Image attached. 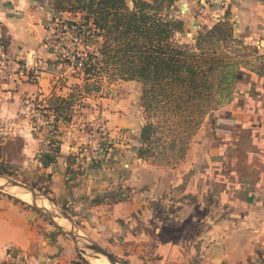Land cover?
<instances>
[{
  "label": "rangeland",
  "instance_id": "obj_1",
  "mask_svg": "<svg viewBox=\"0 0 264 264\" xmlns=\"http://www.w3.org/2000/svg\"><path fill=\"white\" fill-rule=\"evenodd\" d=\"M219 1L221 0L176 1L171 15L183 22L185 33L175 35V38L182 43L193 45L196 31L208 29L214 18L221 15L220 11L223 13L225 10ZM70 13L78 16L49 17L45 24L49 32L45 34V37L49 36L47 44L57 50L54 61L59 63L62 69L57 77L58 83L65 84L68 79H78L69 85L70 90L66 92V96L70 92L73 93L74 85H83L82 78L85 75L81 66L78 69L73 67L75 61L80 59V55L87 57V53L97 46V42L89 36L87 25L81 26L84 14ZM231 16L229 10L231 36H223L216 42L202 41L201 44L204 48L215 47L224 61L233 62L232 71L238 69L244 72L249 68L262 66V60L256 54V47L233 36V28H236V25H233ZM87 77L89 85L80 95H73L70 99L71 104L66 110L67 121L57 120L49 106L41 107L44 104L41 100L37 101L38 105L33 103L36 114L29 115L24 108L25 99H21L18 114L20 123L27 122L37 131L41 143H45L43 140L50 137L40 128L43 126L41 117L49 119L48 132L56 129L58 121L63 125L72 124L75 131L83 132L86 139L81 141L77 154L67 157L70 163L75 157H78L79 163L84 158L92 162L99 161L111 151L115 143L124 142L128 137V150L135 153L140 146V128L148 120L154 123L150 141L142 145L146 149L141 157L144 164L141 170L142 180L138 181L139 186L134 184L132 189L147 186L146 184L155 182L158 176L154 191L155 200H146L144 214L133 213L129 219L121 218L112 224L107 222L106 227L111 235L101 234L97 237L100 243L93 242L130 264H264L263 193H252L248 196L247 191L237 190L231 183L216 179V176H213L216 170H212L210 164H205L206 147L215 140L211 115L223 109L227 104L226 100L222 99L213 105L212 109L198 118L196 124L186 122L183 117L176 119V116L162 121L160 114L149 115L145 111L140 99V81L110 79L105 71ZM109 116L124 119L125 123L121 126L124 130L110 134V128L107 126ZM128 127L133 128L136 135L129 133ZM8 135L10 134L0 132V175L33 187L37 193L49 198L56 206L54 197L47 193L49 189L44 183L45 174L40 178V167L27 166L23 162L20 152L21 139L16 135ZM6 136L8 137L4 139ZM48 141L52 142L50 139ZM49 142L47 153L49 156H55L58 154L57 147ZM189 165L193 167L191 171ZM137 171L139 170H134ZM129 172L132 173L131 170ZM190 173L194 176H190ZM0 193L10 195L35 209L30 200L2 189ZM43 203L47 205L46 199ZM261 203L262 206H259ZM47 207L51 209L49 205ZM58 207L64 211L62 206ZM246 208L250 210V215L254 213L255 216L254 222L246 228L249 238L245 240V244L248 241L251 244L238 247V240L231 234L232 227L237 224V218L245 214ZM255 209L258 211H254ZM44 218L47 219L45 216ZM152 218H156L154 225L155 220H159L155 226L152 225ZM126 236H132V239H135L133 241H137L138 245L133 248L135 251L120 250L121 242ZM78 247L81 246L74 244L75 255L71 263L92 264L85 257V254L90 255V250L86 249L85 253H81ZM129 253H133V256H129Z\"/></svg>",
  "mask_w": 264,
  "mask_h": 264
},
{
  "label": "crops",
  "instance_id": "obj_2",
  "mask_svg": "<svg viewBox=\"0 0 264 264\" xmlns=\"http://www.w3.org/2000/svg\"><path fill=\"white\" fill-rule=\"evenodd\" d=\"M219 2L231 12L233 25H236L233 36L254 45L256 54L264 59V0ZM75 15L70 12L53 14L49 0H0V31L6 40L9 56L21 62L28 57L29 51L34 50L45 63L35 82L26 77L0 79V132L21 139L23 162L27 166L40 167L38 175L42 178L45 174L47 193L63 207L81 233L100 243L97 237L101 234L111 235L107 222L112 224L121 218L129 219L133 213L144 214L146 200H155L158 176L155 182L132 189L134 184L139 186L138 181L142 180L144 164L133 150H128L129 137L124 142L115 143L99 161L84 158L79 163L78 157H75L70 163L67 157L77 154L81 141L86 139L83 132L75 131L72 124L63 125L58 121L56 129L48 132V139L52 142L46 138L43 140L45 143H41L37 131L27 122L20 123L18 114L21 99L31 102L42 100L43 106H49L52 111L50 104L58 97H65L70 90L69 85L78 80L73 78L65 84L58 83L57 77L62 69L54 61L57 50L48 46L47 39L43 42L45 34H49L45 27L49 17ZM247 73L251 78L249 86H252V92L240 102L234 101L223 107L216 123L217 139L213 151L216 158L207 163L205 154V164L216 170L213 172L216 179L231 183L237 190L247 191L248 196L252 193L264 195V81L253 72ZM124 123L122 118L109 116V133L123 131L121 126ZM128 132L136 135L133 128H129ZM48 142L57 146L58 154L55 156L48 155ZM208 149L206 147L207 154ZM220 165L227 173L220 171ZM192 168L189 165L190 171ZM137 169L139 171L134 172ZM245 210V214L237 218L231 232L232 237L238 240V247L251 244L250 241L245 244L249 238L246 228L254 222L255 216L254 213L250 215L248 208ZM132 238H123L121 251L132 252L138 245ZM11 246L25 251L27 264H72L75 255L72 241L44 215L25 202L0 193V264Z\"/></svg>",
  "mask_w": 264,
  "mask_h": 264
},
{
  "label": "trees",
  "instance_id": "obj_3",
  "mask_svg": "<svg viewBox=\"0 0 264 264\" xmlns=\"http://www.w3.org/2000/svg\"><path fill=\"white\" fill-rule=\"evenodd\" d=\"M176 1L49 0L53 14H84L81 26L87 25L91 40L97 42L87 57L79 56L85 75L83 85H74L73 93L58 97L51 103L52 106L50 104L55 118L68 120L66 110L71 104V97L80 95L89 85L87 76L100 71L107 72L110 79L140 81V99L149 115L160 114L162 121L173 116L176 119L183 117L186 122L194 124L222 99L226 100L227 106L246 98L252 92L247 72H253L264 81L262 56L257 55L262 60V66L244 72L238 69L232 71L233 62L224 61L215 47L204 48L201 44L202 41L216 42L223 36H231L228 8L214 18L208 29L196 31L194 44L190 45L175 38V35L185 33L183 22L171 15ZM39 75L28 79L35 82ZM221 113L223 109L211 115L215 140L217 117ZM154 128L150 120L140 128V146L135 151L137 158L141 159L146 152L142 145L150 141ZM214 141L208 146L207 163L216 158L213 154ZM220 171L227 173L222 165Z\"/></svg>",
  "mask_w": 264,
  "mask_h": 264
},
{
  "label": "water",
  "instance_id": "obj_4",
  "mask_svg": "<svg viewBox=\"0 0 264 264\" xmlns=\"http://www.w3.org/2000/svg\"><path fill=\"white\" fill-rule=\"evenodd\" d=\"M0 178L3 180L0 183V189L3 190V187H17L22 192L29 194L30 204L42 215H44L60 232H62L65 236H67L73 244L80 245L78 247L81 253H85V250H90L91 256H103L107 262L112 264H130L126 261L118 259L111 252L103 249L96 243H94L90 238L86 237L80 230L76 227V225L71 221L69 216L58 207L46 196H42L37 193L35 189L23 182H20L16 179L1 176ZM46 199L47 205L50 208L43 206V200ZM58 220V221H57Z\"/></svg>",
  "mask_w": 264,
  "mask_h": 264
},
{
  "label": "built area",
  "instance_id": "obj_5",
  "mask_svg": "<svg viewBox=\"0 0 264 264\" xmlns=\"http://www.w3.org/2000/svg\"><path fill=\"white\" fill-rule=\"evenodd\" d=\"M49 36L44 37L48 39ZM81 66V60L78 59L75 61L73 67L78 69ZM45 68V63L43 59H41L40 55L34 50L29 51L28 57H25L21 62H18L16 59H13L9 56L7 52V43L4 36L0 33V79L7 78H20L26 77L30 78L32 76L37 75L41 70ZM40 101V100H38ZM42 101V100H41ZM25 106L24 108L27 110V114L35 115V105H38V102H31L28 100H24ZM43 107V104L41 105ZM49 119L41 117L40 122L43 125L42 129H44L48 133V128L50 127ZM28 257L25 251L19 247L11 246L8 247L5 252V258L2 264H27Z\"/></svg>",
  "mask_w": 264,
  "mask_h": 264
},
{
  "label": "bare ground",
  "instance_id": "obj_6",
  "mask_svg": "<svg viewBox=\"0 0 264 264\" xmlns=\"http://www.w3.org/2000/svg\"><path fill=\"white\" fill-rule=\"evenodd\" d=\"M3 180L0 178V183H2ZM3 190L9 191L10 193L16 195L17 197H20L22 199H26L29 201V194L22 192L19 188L17 187H3ZM43 206L46 207V204H42ZM58 221V220H57ZM86 259L92 264H112L106 261V259L103 256H90L85 254Z\"/></svg>",
  "mask_w": 264,
  "mask_h": 264
}]
</instances>
